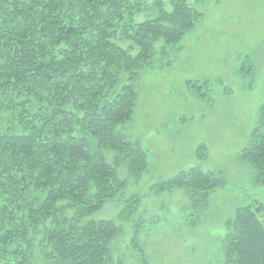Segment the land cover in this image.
I'll list each match as a JSON object with an SVG mask.
<instances>
[{
	"label": "trees",
	"instance_id": "trees-1",
	"mask_svg": "<svg viewBox=\"0 0 264 264\" xmlns=\"http://www.w3.org/2000/svg\"><path fill=\"white\" fill-rule=\"evenodd\" d=\"M148 4L154 16L137 21ZM202 19L187 0H0V264H124L111 252L122 226L87 219L125 188L119 168L135 179L147 171L146 152L118 128L132 119L141 72L169 64ZM255 70L246 58L239 73ZM186 86L207 100V81ZM196 155L206 157L203 144ZM238 159L264 187V101ZM225 185L222 172L192 168L151 191H184L194 228ZM139 204L125 199L117 220L148 264ZM263 209L240 207L224 222L222 264H264Z\"/></svg>",
	"mask_w": 264,
	"mask_h": 264
},
{
	"label": "rangeland",
	"instance_id": "rangeland-1",
	"mask_svg": "<svg viewBox=\"0 0 264 264\" xmlns=\"http://www.w3.org/2000/svg\"><path fill=\"white\" fill-rule=\"evenodd\" d=\"M187 2L203 19L181 39L180 50L170 52L169 64L163 60L141 72L132 119L118 128L139 142L148 169L135 179L119 168L125 188L87 219L115 220L122 226L111 252L124 264H139L130 246L131 225L117 220L131 196L140 198L139 242L148 264H222L224 222L237 208L264 206V187L253 185L251 168L238 159L264 101V0ZM149 6L137 21L154 16ZM246 58L256 70L241 75ZM189 81L208 82L206 101L187 88ZM201 144L206 148L203 160L196 155ZM192 168L222 172L226 180L223 189L211 194L194 228L185 222L189 208L184 191H151L158 181ZM259 218L264 221V209Z\"/></svg>",
	"mask_w": 264,
	"mask_h": 264
}]
</instances>
